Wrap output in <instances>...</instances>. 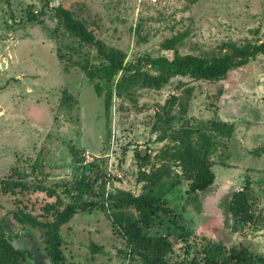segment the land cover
I'll return each instance as SVG.
<instances>
[{
  "label": "rangeland",
  "instance_id": "374dc122",
  "mask_svg": "<svg viewBox=\"0 0 264 264\" xmlns=\"http://www.w3.org/2000/svg\"><path fill=\"white\" fill-rule=\"evenodd\" d=\"M50 1L70 9L107 47L122 50L127 65H137L146 58H171L173 53L162 50L161 44L179 32L187 33L178 45L182 55L218 52L229 42H264V0ZM6 2L0 0V6ZM31 3L23 1L18 12L10 10L0 16V181L9 177L14 167L20 170L33 190L18 198L29 210L34 206V214L46 202L56 200L55 196L37 191L38 185L55 189L68 203L71 199L64 192V184L84 171L93 177L100 175L95 164L103 172L123 176L113 184L118 191L142 194L144 184L138 182L134 153L154 156L170 144L169 139L159 141L160 132L152 131L157 121L155 114L171 95L179 94L180 82L187 83L195 87V93L186 120L197 125L225 119L235 125V132L231 139L218 140L220 146L211 156L216 181L209 190L190 195L189 182L180 176V168L173 166L174 174L166 180L163 190L169 191L167 199L192 234L186 242H180L170 261L184 264L198 256L203 244L215 241L228 247L243 245L260 263L259 256H264V226L249 224L233 232L227 223L226 206L231 194L247 182L261 197L254 204L255 213L264 215V138L254 133L260 121L264 125V56L233 69L221 81H193L186 77L172 79L161 91L136 87L129 97L114 98L107 120L104 101L82 68L99 62L96 48L68 34L49 4L46 8L40 3L35 9ZM35 11L39 18L46 15L52 21L43 29L47 35L33 32V27L42 31L40 25L44 23L28 21ZM143 67L151 70L145 63ZM177 126L176 122L173 128ZM72 146L81 153L73 154ZM94 191L84 196L86 203L100 201L102 187ZM13 200L11 195L0 196V219H11ZM161 221L163 224L157 223L151 234L166 233L168 220L164 217ZM71 223V227H63L67 244L76 236L71 231L77 225L92 230L93 243L110 247L111 256L98 253L96 264H142L125 257V241L105 211L95 208L80 212ZM10 224L13 228L19 226L13 220ZM32 230L34 245L30 248L44 255L41 232ZM177 238L176 232L171 239ZM17 242L14 241L16 246L27 248L25 243ZM90 254L81 252L78 258ZM92 261L85 259V264H95ZM67 264L71 262L67 260Z\"/></svg>",
  "mask_w": 264,
  "mask_h": 264
},
{
  "label": "trees",
  "instance_id": "16d2710c",
  "mask_svg": "<svg viewBox=\"0 0 264 264\" xmlns=\"http://www.w3.org/2000/svg\"><path fill=\"white\" fill-rule=\"evenodd\" d=\"M55 18L66 32L82 44L96 48L98 63H89L82 68L97 94L104 101V111L107 120L111 117L115 97H129L134 88L161 91L174 78H190L193 81L216 82L224 80L230 71L248 65L257 56H264V42L239 45L235 42L225 43L218 52H207L201 55H182L178 45L186 38L187 33L179 32L166 39L161 48L173 53L172 57L160 56L140 60L137 65L126 64V54L116 48H109L98 39L87 24L76 18L74 13L64 5L54 8ZM29 22L41 21L33 14ZM151 70H146L143 64ZM122 73L120 79L117 76ZM179 94L171 95L155 114L157 121L153 132H160L159 141L170 140L157 155L142 154L135 151L134 158L138 163V182L143 183V192L135 196L130 192L118 191L108 199L106 205L105 192L108 182L107 173L95 164L96 177L87 175L84 171L72 182L64 184V192L71 199L66 203L56 190L44 185H38L37 191H42L48 197H56L54 202H46L37 214L35 207L29 210L22 204L19 195L26 196L33 190L24 175L17 168L11 175L1 181V192L11 194L16 198L17 208L11 211V220L25 230H39L45 244L46 257L34 255L29 250L17 248L10 234L8 219L0 220V264H67L63 251L64 238L62 228L80 212L91 209H101L108 214L114 230L123 238L126 244L125 257L132 261L139 260L142 264H172L170 257L180 242H186L192 234L188 225L181 223V214L172 207L167 199L163 186L166 180L174 174L173 166L180 168V176L189 182L188 193L198 195L211 188L216 181L211 156L218 149L220 139H231L235 125L219 119L191 125L186 120L195 87L180 82L177 85ZM177 122V129L173 125ZM71 151L76 156L81 153L74 146ZM257 152V151H256ZM256 154V153H255ZM78 159V162H80ZM173 164V165H172ZM179 178V175H176ZM178 180V179H177ZM172 183L170 189L176 187ZM102 187L101 199L98 202L84 201L86 194H95L97 186ZM264 196V188L262 191ZM261 197L251 188L249 183L235 191L228 199L227 223L233 232L249 224L264 226V215H257L254 204ZM167 218L166 233L153 235L151 230L161 219ZM231 223V224H230ZM177 232V239L172 236ZM102 247L92 244V255L102 252ZM257 259L243 245L228 247L223 242L209 241L203 244L197 257L187 260L184 264H263L264 256Z\"/></svg>",
  "mask_w": 264,
  "mask_h": 264
},
{
  "label": "crops",
  "instance_id": "0c3cea01",
  "mask_svg": "<svg viewBox=\"0 0 264 264\" xmlns=\"http://www.w3.org/2000/svg\"><path fill=\"white\" fill-rule=\"evenodd\" d=\"M7 1L8 2H6V3H4L3 5L0 6V16H1V13H2L3 16H6L5 12L6 11H10V10H12L13 12H18L19 7L21 6V3L23 1H26L28 4H30L32 2L31 4L32 5L34 4L36 6V7H33L35 9L39 8V6H40L39 4L40 3H42L41 6H45L46 8L48 7V4H49L51 10H54V8H56L59 5H61V4H58L57 6H54V3L52 1H50V0H7ZM47 13H49V12H47ZM35 14H37V11H35ZM40 20L41 21L44 20V23L42 22L41 25L39 24L40 26H43L42 31L40 29H38L37 27H33L34 28L33 32H35V33H37L39 35L40 34L42 35L44 33L43 29L45 27H48V24H50V22L52 23V21H50L49 16H46V15H44V17H41ZM27 25H30V23H27ZM30 26H33V25H30ZM18 32L19 31H17V33ZM47 33H44V34L47 35ZM52 43L53 42H52V40L50 38V44H52ZM58 64H59V62H58ZM8 68H10V67H8ZM92 87L94 88L93 85H92ZM94 90H95V88H94ZM95 92H96V90H95ZM96 94H97V92H96ZM98 97H100V96L98 95ZM221 120L223 121V119H221ZM224 122L228 123L227 121H225V119H224ZM230 124H232V123H230ZM254 133H256L259 138H264V125L262 124V121H260V126H258V125L254 126ZM245 142L251 143L249 140H246ZM260 146H262V145H260ZM236 166H238L237 169H240V167H241V166L238 165V163H236ZM246 169H248V168H246ZM113 184H115V183H113ZM117 192H118V190L113 185V194L112 195L117 194ZM79 215H80V213H78L74 217V219H77V216H79ZM4 218L8 219V221L10 223L9 217L4 216L2 219H4ZM74 219H72V220H74ZM72 220H71V222H72ZM71 222L69 223V225H67L68 227L72 226L73 223H71ZM9 228H11L10 234L14 238V241L15 242L17 240L19 241V242H17V244L25 243L27 245V248L26 247L24 248V247H22L20 245H18L17 248H21L23 250H29L34 255L47 258L46 252H45V247H44V255H40V254L36 253L34 251V249L32 250L30 248L31 244H32V246L34 245V243L32 242V240H33L32 233L34 232L32 230V228H27V229L23 230L20 227V225L18 227L13 228L11 226V224H10ZM34 230H36V229H34ZM91 232H92L91 229H90V231L89 230L87 231L86 229H82V227H77V225H76V226L73 227V230L71 231V233L76 235V236L74 237L73 241L69 240L68 244H67L66 243L67 240L65 239L64 231H63V228H62V235H63V238H64V245H63L62 248H63V251H64V253L66 255L67 260H69L71 262V264H78L80 262H81L80 264H85V259H87L89 261H92V259H91L92 257H95V258H93L92 262H95V264H96V260L95 259H96L97 255H99V254H93V255L90 254L88 257H85V258L80 257V258H78L80 256L81 252L88 253V254L92 252V244H95V243L92 242L93 241V239H92V237H93L92 235L93 234ZM84 233H87V236L84 235ZM79 238H82V239H79ZM96 244L97 245L100 244V247L103 248L102 249V253H101L102 255H105L107 258H109L111 256V253H110L111 249H109L110 247H103L104 244H101V243H96ZM65 248H68V250H66ZM92 264H94V263H92Z\"/></svg>",
  "mask_w": 264,
  "mask_h": 264
},
{
  "label": "built area",
  "instance_id": "2783aa9c",
  "mask_svg": "<svg viewBox=\"0 0 264 264\" xmlns=\"http://www.w3.org/2000/svg\"><path fill=\"white\" fill-rule=\"evenodd\" d=\"M112 171H109L107 173V177H108V182H107V187H106V192H105V199L107 200V207H108V199L112 196L113 194V183H116V180H123V176L122 175H117V177L111 173Z\"/></svg>",
  "mask_w": 264,
  "mask_h": 264
},
{
  "label": "flooded vegetation",
  "instance_id": "af4514ba",
  "mask_svg": "<svg viewBox=\"0 0 264 264\" xmlns=\"http://www.w3.org/2000/svg\"><path fill=\"white\" fill-rule=\"evenodd\" d=\"M2 181V180H1ZM1 181H0V196H2V195H11V194H3L2 192H1V187H2V185H1ZM12 196V195H11ZM13 198H14V200H13V204H14V207L11 209V211H13L14 209H16L17 208V206H16V203H15V201H16V198L14 197V196H12ZM11 211H10V214H11ZM11 217V216H10ZM1 220V219H0ZM11 220V219H10Z\"/></svg>",
  "mask_w": 264,
  "mask_h": 264
}]
</instances>
